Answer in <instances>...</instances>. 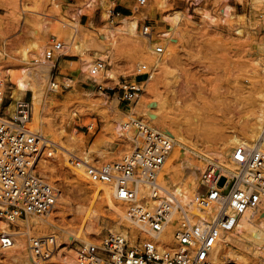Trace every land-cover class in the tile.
Segmentation results:
<instances>
[{
  "label": "rangeland",
  "instance_id": "1",
  "mask_svg": "<svg viewBox=\"0 0 264 264\" xmlns=\"http://www.w3.org/2000/svg\"><path fill=\"white\" fill-rule=\"evenodd\" d=\"M87 1L0 0V57H3L0 61V72L5 82L4 105L15 104L17 100L31 103L32 95L28 91L25 95L15 94V97H11L16 86L13 82L11 83L4 71L12 68L15 77L22 75L24 65L20 59L24 50L32 42L39 41L42 33L47 31L43 36L47 45L46 50L50 46L52 37H56L63 45L68 44L69 35L63 30H69V28L63 29V23L78 22L80 36L77 35L76 43L80 44L81 41L82 44L89 36H92L96 44H100L101 47L99 45L88 46V55L95 63L102 61L105 64V70L115 73L116 78L104 81L106 75L93 79L89 71L80 73L83 57L81 53L73 48L67 51L63 49L65 52L56 53L50 81L45 84V90H47L42 105V116L45 123L51 124L57 133L62 129L67 135L76 132L87 145H91L102 137L104 142L97 148L102 154L96 151L90 156V163L93 167L101 168L105 164L120 161L130 152L132 146L131 141L124 137L125 134L120 137L111 130L109 124L112 123L116 112L101 106L100 101H112L114 98L120 110L117 114L125 118L133 107L141 102H149L151 103L149 110L156 120L153 121L144 116L140 107L139 113L135 116L161 131L165 125L173 129L183 125L184 128L189 129L187 137L206 148H218L226 136L234 131L241 132L253 122L252 117H254L257 106L255 96L264 90L262 62L259 61L264 58L260 56L264 54V2L256 0H147L145 5L140 7L138 0H124L129 2L130 15H138L140 11L143 13L150 4L163 3L164 6L161 12H155L153 16L139 21V36H127L117 32L114 42L103 46L106 30L118 26L123 16L118 15L115 10L116 3L120 0H112L113 3L111 0H106L110 6L112 5L109 17L106 19L103 17V7L99 0L94 8L88 7ZM228 4L233 7L231 13L235 15L234 20L228 17L226 11ZM80 9L84 10L83 14L78 13ZM176 11L183 14L182 20L177 25L178 29L174 33L177 41L176 55L174 54L172 60L162 69L155 71V79L147 83L146 77L151 69L149 61L155 57H165L166 50L162 56H151L146 52L149 43L148 38L142 35V27L145 24L149 25L152 34L161 38V33L170 28L165 17ZM90 20H92L91 26L89 25ZM160 46L164 47L163 44ZM65 60L73 62L69 63ZM143 65L147 67L144 70ZM141 73L137 83L140 91L136 98L131 101L122 100L123 93L120 86L123 81L133 84ZM49 83H56L58 85L56 90L55 88L49 89ZM224 102L233 105V110L226 108ZM213 115L214 118L210 120L204 118ZM27 126L29 129L36 128L33 123ZM235 148L236 146H233L231 152H234ZM50 149V147L44 148L41 160H46L50 167L56 168L57 166L59 170L51 173L38 167L37 171L43 177V174L48 176L45 178L57 189L56 204L60 199L65 198L76 207L87 208L93 199L94 186L90 179L88 183L78 180V176L74 173L77 165L73 163L75 160L80 161L79 158H83L82 155L71 159L72 165L66 166L62 163L60 166L55 154L52 157L48 155ZM213 162L217 163L215 160ZM209 164L210 162L205 163L203 171ZM203 171H198V180ZM225 179V177L220 178V186L224 184ZM88 186H93V189L87 190ZM199 190L204 193L206 187L202 185ZM105 201L106 197L101 193L97 200L99 220L96 224L87 223L85 235L88 240L80 237L76 242L74 238L65 240L63 233L68 229L77 230L81 226L80 219L69 208L55 205L53 213L50 214L53 225H47V230L39 234L31 231L33 236H45L52 233L59 235L55 254L42 264H67L72 258L76 261V255L69 257L66 254L67 250H75L78 242L100 240L109 231L108 226L117 220L116 214L107 210ZM0 224L4 225L3 222ZM20 226L22 227L18 230L17 226L11 225L9 230L21 233L19 235H22L25 240L26 253L30 260L27 236L23 231L25 228L23 225ZM124 227L134 230L130 223ZM95 231L99 234H89ZM4 250L6 249L0 248V264H22L10 257L12 249L7 251H11L10 253L2 252ZM64 258L68 259L67 263L63 261ZM248 262L255 263V260L250 257ZM30 263L34 264L31 260ZM227 264L242 263L228 261Z\"/></svg>",
  "mask_w": 264,
  "mask_h": 264
},
{
  "label": "built area",
  "instance_id": "2",
  "mask_svg": "<svg viewBox=\"0 0 264 264\" xmlns=\"http://www.w3.org/2000/svg\"><path fill=\"white\" fill-rule=\"evenodd\" d=\"M147 0H138L140 7ZM152 33L149 25H143L142 35ZM45 58L53 60L63 49L56 37L50 39ZM164 47L153 49L154 55H162ZM105 69L100 61L90 71L91 75ZM142 69H146L143 65ZM139 74L132 84L123 81L122 100L136 98L140 87ZM5 82L0 72V221L17 226V220L28 222L50 215L58 200L57 189L37 171L44 152L43 140L27 125L32 119L31 103L17 100L14 107L4 105ZM139 123L135 134L126 131L131 141L130 152L120 161L105 164L101 168L88 166L86 173L92 183L109 184L114 199L125 205V219L132 224L122 231H108L100 240L78 242L77 264H223L211 257L223 237L232 232L240 218L255 210L264 196V137L263 141L248 148H235L233 161L238 165L232 175L223 166L210 163L200 174L193 208L182 205L159 183V176L174 146L172 136L148 124ZM76 165L80 161L75 160ZM221 177H225L222 186ZM139 184L150 187L149 197L158 201L149 208L139 195ZM206 191L201 193L199 187ZM164 193V195H161ZM195 210V211H193ZM177 215L173 225L172 218ZM23 229L27 236L30 260L34 264L46 263L55 254L57 238L31 235L32 226ZM8 229L0 234V248H8L14 242V234ZM169 231L172 238L168 239ZM74 241L79 239L74 238Z\"/></svg>",
  "mask_w": 264,
  "mask_h": 264
},
{
  "label": "bare ground",
  "instance_id": "3",
  "mask_svg": "<svg viewBox=\"0 0 264 264\" xmlns=\"http://www.w3.org/2000/svg\"><path fill=\"white\" fill-rule=\"evenodd\" d=\"M99 1L102 4L101 6L103 7V17L104 19H106L107 17H109L110 7L112 5L110 6V4L106 0H99ZM113 1L111 0V3H113ZM256 1L264 2V0H256ZM96 2H98V0H88L86 3L88 7L94 8ZM123 3H126V1L123 0ZM163 6H164L163 3H157L156 5L150 4L149 6L147 5L143 13H141L140 11V14L138 13V15L122 16L118 22L119 23L118 26L110 27L106 30L105 36L103 37L105 39V41H103L104 42L103 46H106L108 43L112 44L115 40V33L117 32L124 33L127 36H133V37L139 36V21L149 16H153L155 12H161ZM232 9H233L232 6H230L229 4L226 5V11L228 12V17L230 20L235 19V15L231 13ZM78 11L77 12L79 14H83L84 12L83 9H80ZM182 18H183V14L180 11H176L173 14L165 17V20L169 22L170 28H168L166 31H163L161 33L162 39L159 38V36H156V34L153 35L152 33L149 36H147L149 44L147 46L146 52L150 53L151 56L154 55L153 49L157 46H160L161 44H163V46L165 47L164 51L166 50V54H164L163 52L165 57L163 58L155 57L154 59H151L149 61L151 63V69L146 77L147 83L148 81H153L155 79L154 76L155 71L162 69L164 65L168 64L169 61H171L172 58L176 55L175 52L177 48L176 47L177 41L174 36V33L176 29H178L177 25L182 20ZM89 25L90 26L92 25V20L89 21ZM65 27L69 28V30H63V31L69 35L70 42L68 44H64L63 49L67 51L73 48L76 49L79 53H81L83 57L81 59L82 64L80 66L79 72L86 73L89 71L90 73V71L93 69L96 63L88 55L87 47L90 45L93 46L99 45L101 47V45L96 44L95 42L96 40L92 36H89V38H87L82 44L80 41L81 38L79 40L80 44L76 43V39H78L77 35L80 34L79 32L80 24L78 22L74 24L63 23L62 28L64 29ZM46 32L47 31L42 33V36L39 41L32 42L30 46L24 50L20 59V61L24 65L23 70L20 68L22 70L21 72L22 75L15 77V75L12 72L13 69L11 67L10 68L12 70L6 69L4 73L6 74V76H9V80L11 81V83L13 82V84H15L16 86L11 94V97H15V94L25 95V93L28 91L32 93L31 106H32L33 117L30 120V123H33L36 128L35 127H34L35 129L30 128V131L39 133L40 139L43 140V144L45 148L46 147L51 148L48 151V155L52 157L53 154H55L56 157L59 159L60 166H62V163L63 165L65 164L66 166H70L73 164L70 160L81 154L83 158H79L80 164L77 165V168L74 169V173L78 176V180L84 183H88L86 168L88 166H92L90 163V159H91L90 156L94 152L98 151L97 148L104 142V139L100 137L91 145H87V143L84 142L83 138H80L76 132H73L71 134L69 133L67 135L65 131H63L62 129V131H59L57 133L55 129H53L51 124L45 123L42 116V105L44 104V95H45V91L47 90V89L45 90V84L48 81H50L49 79L50 73L55 65L54 60H48L44 56L47 45L45 44L46 41L43 39V36L46 34ZM63 49L62 51H64ZM260 56L264 57V54ZM2 59L3 57L1 56L0 61ZM263 60L264 58L259 59V61L262 62L261 73L264 79ZM104 75H106L104 81L113 80L116 78L115 73L105 69L101 70L98 74L92 76V78L93 79H97V77L102 78ZM49 84H50L49 89L55 88L56 90V88L58 87L56 83H49ZM47 86L49 85L47 84ZM255 98H256L257 106H256V111L254 110L255 111L254 117H252L253 122L250 123L247 127L243 128L241 132L234 131L232 134L226 137L223 136L225 138L222 139L218 148L215 149L203 147L202 144L190 140L187 137L188 136L187 133L189 132V131L187 132V130L189 129L184 128L183 125L182 126L179 125L177 129L176 128L173 129L171 128V126L168 125H165L163 127L161 126L163 129L162 132L172 136L174 139L173 149L159 176V183L167 191V193H165V196L168 199H171L173 196H175L179 199L182 205L192 209L194 198L198 190V183H199L197 176L198 171L201 170L203 171L205 167V163L207 162L213 163V160H215L219 165L223 166V171L226 172V174L232 175V173L238 169V165L233 161L234 152H231V148L233 146L237 147L239 145H243L248 148H253L254 146L259 145L263 141L264 90L258 92ZM224 103L226 108L233 110V105H231L229 102H224ZM99 104L103 107H107L109 110H113L116 112L115 114L116 116H114L112 123L109 125L111 127V130L120 137L123 136L126 131H128L130 135L135 134L137 125L139 124L136 122L140 119L135 115L139 113L140 111L139 107L141 108L143 112L142 114L144 116L152 119L153 121L156 120L155 116L149 110L151 105V103L149 102H141L138 104V106L133 107L131 109L130 114L128 113L129 114L127 116L128 119L121 116L120 114L119 115L117 114L120 113V110L117 108L116 101L114 98L112 101H106V100L100 101ZM13 107L14 104L10 103V109ZM204 118L206 120H210L214 118V115L207 116ZM140 123L146 124L144 120H141ZM98 152L102 154V152L100 151ZM38 167L51 173L57 172L59 170V169L57 170V166L56 168L50 167L46 160L43 161L41 160ZM43 175L44 177L46 176L45 174ZM92 185L94 186V194L92 196L93 199L87 208H83L81 206L76 207L75 205H73L72 202L65 200V198L64 200L60 199L56 204V207L60 206L63 208H69L71 211L77 214L78 218L81 221V226H79L77 230L68 229L63 233L65 240H69V238L79 239L80 237H83L84 240H88V237L85 235L86 234L85 232L88 227L87 223L93 222V224H96V222L99 220L97 200L100 197L101 193H103L104 196L106 197L105 202H106L107 210L114 212L117 217V220H115L114 222H112L110 226H108L109 231H122L123 229L124 230L126 229L124 225L127 226L129 225V222H127L125 219V205L121 202H116L113 199L110 185L104 183H98V182L92 183ZM93 186H88V188L86 189L91 191L93 189L92 188ZM138 187H139V195L141 197L142 196L147 197L144 201L149 208L153 209L158 204V201L149 197L150 195L149 185L139 184ZM161 195H164V193H161ZM176 220H177V215L175 214L172 218L173 225L176 223ZM51 221H52V216L48 215L47 217L41 219H35V218L30 219L28 222H25L23 220H17L16 223L18 225H23L24 226L23 228L27 230H28L27 224H29L30 226H32V230L39 234L40 232L47 230V225H53ZM1 222L3 221H0V223ZM3 223L4 225L0 224V230H1L0 234L3 233V231H8L9 229V224L6 222ZM11 232L14 234V242L10 247L4 248L6 250L2 252H7L8 250L12 249L11 250L12 254L10 255L12 259L19 261L22 264H31L26 253V243L23 236L19 235L21 234L20 232H13V231ZM89 234L97 235L99 233L95 231V232H90ZM49 235H45V237H49ZM52 235L55 236V238L59 237L57 233H52ZM172 235H173L172 232L169 231V235L167 238L171 239ZM66 254L69 257H74V255H76V251L73 249L67 250ZM211 257L214 260L221 262L223 264H227L228 261H234V262L236 261L242 264H264V196L261 198V203L259 205V208L255 210L254 209L248 210L240 218L234 230L226 234L223 237L221 243L218 246H216V248L211 254ZM250 257H252L255 260V263L248 262V259ZM72 259L71 260L69 259L68 263H67L68 260L67 258H64L63 261H65L67 264H77L76 261Z\"/></svg>",
  "mask_w": 264,
  "mask_h": 264
},
{
  "label": "crops",
  "instance_id": "4",
  "mask_svg": "<svg viewBox=\"0 0 264 264\" xmlns=\"http://www.w3.org/2000/svg\"><path fill=\"white\" fill-rule=\"evenodd\" d=\"M116 13L118 15H123V16H129L130 15V7H129V2L126 1V3H123L122 0L118 1L115 6ZM127 14V15H125ZM66 62L72 63V60H65Z\"/></svg>",
  "mask_w": 264,
  "mask_h": 264
},
{
  "label": "trees",
  "instance_id": "5",
  "mask_svg": "<svg viewBox=\"0 0 264 264\" xmlns=\"http://www.w3.org/2000/svg\"><path fill=\"white\" fill-rule=\"evenodd\" d=\"M125 15H127V14H125Z\"/></svg>",
  "mask_w": 264,
  "mask_h": 264
}]
</instances>
